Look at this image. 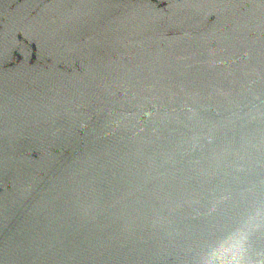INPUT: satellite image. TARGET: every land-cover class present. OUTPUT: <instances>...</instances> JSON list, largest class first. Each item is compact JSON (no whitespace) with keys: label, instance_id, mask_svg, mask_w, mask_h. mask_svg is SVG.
<instances>
[{"label":"water","instance_id":"1","mask_svg":"<svg viewBox=\"0 0 264 264\" xmlns=\"http://www.w3.org/2000/svg\"><path fill=\"white\" fill-rule=\"evenodd\" d=\"M0 264H264V0H0Z\"/></svg>","mask_w":264,"mask_h":264}]
</instances>
